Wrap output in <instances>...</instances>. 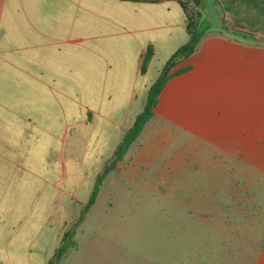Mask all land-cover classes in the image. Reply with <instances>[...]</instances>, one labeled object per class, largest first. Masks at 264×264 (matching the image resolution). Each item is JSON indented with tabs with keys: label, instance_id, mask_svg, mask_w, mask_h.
<instances>
[{
	"label": "crops",
	"instance_id": "crops-1",
	"mask_svg": "<svg viewBox=\"0 0 264 264\" xmlns=\"http://www.w3.org/2000/svg\"><path fill=\"white\" fill-rule=\"evenodd\" d=\"M193 1L207 13L200 5L203 0ZM182 3L0 0V264H49L69 230L68 218L78 219L107 168L97 200L105 185L140 183L154 164H159L154 173L166 191L169 178L184 177L186 163L205 160L202 145L220 147L203 134L210 131L206 116L217 109L195 106L213 95V61L205 55L195 66L188 63L192 54L173 72L191 70L167 83L154 117L114 164L124 135L146 106L151 85L190 40L188 8L186 12ZM169 5L179 8L180 21L173 25ZM169 28L184 29L187 39L159 57ZM219 41L220 49L239 51L241 68L247 44L264 45L247 39L229 42L228 48L222 43L227 38ZM149 46L154 57L143 71ZM257 127L235 129L236 139L222 145V193L227 197L223 225L246 242L264 238L257 225L264 214V167L257 165L264 164V138ZM237 177L240 186L234 187Z\"/></svg>",
	"mask_w": 264,
	"mask_h": 264
},
{
	"label": "rangeland",
	"instance_id": "rangeland-1",
	"mask_svg": "<svg viewBox=\"0 0 264 264\" xmlns=\"http://www.w3.org/2000/svg\"><path fill=\"white\" fill-rule=\"evenodd\" d=\"M182 1L189 15L201 14L198 42L188 63L200 66L205 55L213 61L209 68L213 95L199 99L195 106L201 110L206 106L217 109V114L206 116L210 131L203 134L220 147L202 145L205 160L195 165L186 163L184 177L169 178L166 191L159 174L154 173L159 164H154L145 178L138 179L140 183L119 180L113 188L105 185L82 221L81 214L75 221L73 215L68 218L69 230L62 243V258H68L60 264H264V238L246 242L231 235L223 225L227 197L222 193L225 140L236 139L235 129L252 125H258L257 135L264 138V45L248 43L242 51L241 68L237 62L239 51L220 49L219 39L227 38L222 43L228 48L229 42L243 44L242 40H253L213 31L223 30L224 26L257 25L256 33L264 35V0H203L200 5L206 14L197 9L193 0ZM168 21L169 25L180 21L176 5H169ZM186 39L184 29L169 28L162 36L159 57H165L169 47ZM222 107L230 109V113H218ZM261 180L264 185V177ZM232 184L239 187V177ZM262 198L264 201V193ZM257 225L264 231L263 213ZM77 250L80 253L75 254L73 251Z\"/></svg>",
	"mask_w": 264,
	"mask_h": 264
},
{
	"label": "trees",
	"instance_id": "trees-1",
	"mask_svg": "<svg viewBox=\"0 0 264 264\" xmlns=\"http://www.w3.org/2000/svg\"><path fill=\"white\" fill-rule=\"evenodd\" d=\"M182 5L184 6L187 12L185 4L182 3ZM200 17H201L200 13H197L196 15L194 14L189 15V13H187L188 32L190 34V40L186 45L181 47L170 58V60L162 68L158 79L151 85L148 91V95H147L146 106L143 109V111L136 117L134 124L132 125L130 130L124 135L116 151L114 164L123 158V156L127 153L130 146L139 138V136L143 132L146 125L154 117L155 109L157 108L159 104L160 95L162 91L164 90V88L166 87L167 83L172 78L183 75L191 70L190 67H185L178 71L173 72V69L179 66L180 64H182L189 56L193 54L195 50V46L198 42V26H199L198 18ZM153 57H154V50L151 46H149L144 56V60H143V71L146 70L148 64L151 62ZM109 170H110V167L107 168L104 174L98 178L95 189L91 195V198L87 206L83 209L81 213L80 221L83 220L85 213L88 212L90 207L94 205L96 198L98 196V193H99L100 186L102 184L103 177ZM66 238H67V234L62 240L63 244H64V240L66 241ZM64 252H65V246L62 245L57 250L55 256L50 260L49 264H57L58 261L64 256Z\"/></svg>",
	"mask_w": 264,
	"mask_h": 264
},
{
	"label": "water",
	"instance_id": "water-1",
	"mask_svg": "<svg viewBox=\"0 0 264 264\" xmlns=\"http://www.w3.org/2000/svg\"><path fill=\"white\" fill-rule=\"evenodd\" d=\"M256 26H253V25L251 27L245 26V28L247 27L246 29L243 27L242 28H238V27L227 28L226 26H224L223 30L226 32L232 33V34H236V35L247 36V37L249 36V38L255 42L264 43V35L263 34L259 35L258 33H256L257 31L254 30Z\"/></svg>",
	"mask_w": 264,
	"mask_h": 264
},
{
	"label": "flooded vegetation",
	"instance_id": "flooded-vegetation-1",
	"mask_svg": "<svg viewBox=\"0 0 264 264\" xmlns=\"http://www.w3.org/2000/svg\"><path fill=\"white\" fill-rule=\"evenodd\" d=\"M200 3H202V2L200 1Z\"/></svg>",
	"mask_w": 264,
	"mask_h": 264
}]
</instances>
